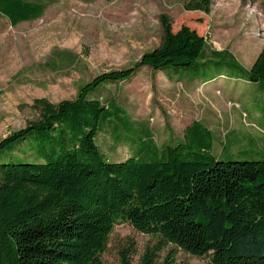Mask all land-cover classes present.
Here are the masks:
<instances>
[{
  "label": "trees",
  "instance_id": "1",
  "mask_svg": "<svg viewBox=\"0 0 264 264\" xmlns=\"http://www.w3.org/2000/svg\"><path fill=\"white\" fill-rule=\"evenodd\" d=\"M210 5L190 0L185 7L209 12ZM44 12L39 1L0 0V13L14 26ZM161 22V44L134 65L98 74L75 99H35L38 118L0 139V264H105L110 235L123 221L160 237L140 264H154L168 244L209 256V264H264V158L218 159L214 133L201 121L185 129L184 142L148 144L147 137L141 153L121 161L100 150L102 124L117 128L125 110L96 96L103 86L144 66L163 72L214 62L204 61L205 36L187 25L174 31L165 14ZM212 54L248 81L264 80V48L249 70L226 51ZM174 258L173 250L164 264ZM121 264H132L128 251Z\"/></svg>",
  "mask_w": 264,
  "mask_h": 264
},
{
  "label": "rangeland",
  "instance_id": "2",
  "mask_svg": "<svg viewBox=\"0 0 264 264\" xmlns=\"http://www.w3.org/2000/svg\"><path fill=\"white\" fill-rule=\"evenodd\" d=\"M31 1L45 5L44 14L35 20L14 26L0 13V139L38 118L35 99L47 98L54 103L75 99L80 88L98 74L130 67L145 52L158 47L164 34V14L171 19L174 31L187 25L213 47L234 52L241 62L245 54L239 39L256 43L255 50L260 52L253 65L264 48V8L252 0H211L209 12L187 9L185 4L190 0ZM236 1H240L238 7ZM223 4L226 7L220 9ZM219 28L231 40L217 37ZM237 74L232 63L200 61L189 67L169 66L163 72L144 66L129 80L106 84L96 96L104 103L113 99L125 110L116 118L117 128L102 124L97 137L101 152L109 161H121L141 153L139 147L147 137H151L148 144L184 142L183 125L191 120L190 115L201 118L215 105L223 109L219 121L230 120L236 130L239 119L255 120L253 109L259 104L254 98L255 85ZM210 78H214L212 82L204 83ZM211 84L214 93L204 90ZM245 94L252 103L248 117L242 107ZM213 129V151L218 159L261 157L257 153L262 147L253 139H243L237 133L223 137L218 128ZM142 159L149 158L143 155ZM159 241L157 235L119 222L110 235L103 261L121 264L122 254L128 251L132 264H140L146 249ZM173 250V264L210 262L209 256H195L168 244L158 251L154 264H164Z\"/></svg>",
  "mask_w": 264,
  "mask_h": 264
},
{
  "label": "crops",
  "instance_id": "3",
  "mask_svg": "<svg viewBox=\"0 0 264 264\" xmlns=\"http://www.w3.org/2000/svg\"><path fill=\"white\" fill-rule=\"evenodd\" d=\"M252 2H255L258 7L263 6L264 8V0H252ZM239 3L240 1H236L235 5L238 7ZM225 7H226V4H223V6H220L219 8L223 9ZM216 34H217V37L219 38L226 39V40L230 39V37L227 34H224L222 32V29L220 28L216 30ZM239 40H240L239 46L243 48V53L245 54V58H244L245 60H243L244 62H241V60L237 57V55L234 52H230L227 50H220L210 45L209 42H207V47H206L207 57L204 61L213 60L214 62H220L223 60V56L217 57L216 55H213L212 53H215L217 51L219 52L226 51L230 55L229 59L234 58L238 64H240L245 69L249 70L252 67L257 57V53L259 49L255 50L256 43L250 39H239ZM226 61H229V60L227 59ZM237 75L239 79H244L245 81H248L246 78L241 77L240 74H237ZM213 79L214 78H210L204 81V83L212 82ZM250 82L254 83L253 85H255L254 86L255 87L254 98H256L257 101L259 102V104H256L255 108L253 109V114H254L253 118H255V120L248 121L247 118H244L242 120L239 119L238 126L240 127L239 129L236 130L235 129L236 126L234 125V123H231L230 120H227V121L221 120V122L219 121L220 117L222 116L223 109L219 110L215 105L216 108L214 107L213 109H211L209 113L205 112L203 114V117L201 118L199 117L196 118L195 115H190L191 120L187 121L183 125V133L185 129L192 126L195 121L201 120V122L204 123L207 127H209L212 131L214 130L213 128H218L221 136L223 137H227L228 134L237 133L242 138L244 136L243 139H248V140L253 139L254 142L257 143V145L262 147L261 151H258L257 153L258 156H261L260 158H264V80H260L256 82L250 81ZM201 86L204 88L203 84H201ZM204 90L208 93L209 92L214 93L215 87L213 84H211L210 86H207ZM242 103H243L242 107H244V111H243L244 116L245 117H248V115L250 116L249 108L252 105V103L250 102V100L247 99L246 94H245V97L243 98ZM240 121L243 124L240 123ZM221 144H223V141L221 142Z\"/></svg>",
  "mask_w": 264,
  "mask_h": 264
}]
</instances>
